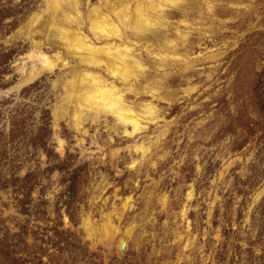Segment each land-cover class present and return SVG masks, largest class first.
Masks as SVG:
<instances>
[{
    "label": "rangeland",
    "instance_id": "374dc122",
    "mask_svg": "<svg viewBox=\"0 0 264 264\" xmlns=\"http://www.w3.org/2000/svg\"><path fill=\"white\" fill-rule=\"evenodd\" d=\"M77 1L91 38L101 4ZM61 6L0 0V264H264V0H179L148 10L149 40H108L139 41V89L115 82L132 135L103 111L74 120ZM163 34L178 48L159 67ZM37 50L67 63L28 80Z\"/></svg>",
    "mask_w": 264,
    "mask_h": 264
},
{
    "label": "bare ground",
    "instance_id": "6f19581e",
    "mask_svg": "<svg viewBox=\"0 0 264 264\" xmlns=\"http://www.w3.org/2000/svg\"><path fill=\"white\" fill-rule=\"evenodd\" d=\"M100 6L92 7L86 15L87 31L91 38L79 32L77 28L81 27L82 15L78 9L77 0H49L52 8V18L54 19V10L63 8L61 4L65 2L68 11L63 12L61 22L65 27L55 24L59 30L60 36L65 45V57L71 56L77 59L78 68H72L68 72L69 79L65 81V98L74 104L75 115L73 116L77 124H80L82 109L88 111H103L115 116L120 123L125 126V133L132 135L140 129L139 119L129 107L123 104L119 88L115 84L116 80L123 83V87H127L131 91H136L138 81L136 76L142 73L143 64L135 55H131V49L137 42L128 40L127 43L113 44L108 42L109 39L119 38L121 32L130 31L125 38L135 36L136 38L149 40L144 32L150 27L160 26L158 20H153L148 14V10H162L165 4L175 5L179 0H98ZM124 1V2H123ZM210 9V6H206ZM104 9L106 12L101 11ZM53 21V20H52ZM158 21V22H157ZM75 25V27H73ZM52 26V25H51ZM166 39L159 50H165L163 57L166 59L158 66L171 65L173 55L177 52L178 43L174 38ZM153 40V36H150ZM92 39V40H91ZM96 43H100L97 45ZM132 45V46H131ZM31 52L29 58H34L40 63L37 68L30 74L28 80L36 77L43 70H52L62 62L66 64L65 57L56 55L53 59L44 55L41 51ZM128 60H132L129 62ZM105 66L104 72L108 77L112 78L110 83L103 78L95 69ZM130 79H134L133 83H129ZM33 80V79H32ZM26 82V81H25ZM127 84H130V86ZM140 84V83H138ZM154 88H150L153 91ZM144 113L151 115L153 110L151 107H145ZM130 126L131 130L127 131L126 127ZM141 152H145L147 148L140 147Z\"/></svg>",
    "mask_w": 264,
    "mask_h": 264
}]
</instances>
